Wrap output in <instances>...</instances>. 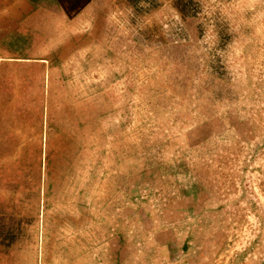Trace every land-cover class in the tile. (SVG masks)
Masks as SVG:
<instances>
[{"label": "rangeland", "instance_id": "1", "mask_svg": "<svg viewBox=\"0 0 264 264\" xmlns=\"http://www.w3.org/2000/svg\"><path fill=\"white\" fill-rule=\"evenodd\" d=\"M91 7L0 62V264H264V0Z\"/></svg>", "mask_w": 264, "mask_h": 264}, {"label": "crops", "instance_id": "2", "mask_svg": "<svg viewBox=\"0 0 264 264\" xmlns=\"http://www.w3.org/2000/svg\"><path fill=\"white\" fill-rule=\"evenodd\" d=\"M91 3L93 0H0V62L28 65L39 62L38 57L45 56L48 49L64 46L69 34L87 23L94 11ZM213 247L207 250L217 249Z\"/></svg>", "mask_w": 264, "mask_h": 264}]
</instances>
